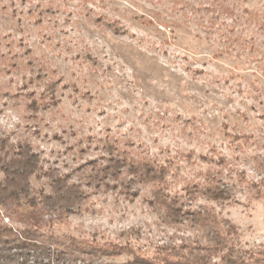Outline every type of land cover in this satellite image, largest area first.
Segmentation results:
<instances>
[{"label": "rangeland", "instance_id": "1", "mask_svg": "<svg viewBox=\"0 0 264 264\" xmlns=\"http://www.w3.org/2000/svg\"><path fill=\"white\" fill-rule=\"evenodd\" d=\"M7 41L14 52L29 47L68 88L36 120L0 57V136L30 142L64 172L97 156L76 157L78 140H130L172 163L173 193L222 170L235 195L217 210L238 226V246L264 247V0H0V56ZM144 195H95L89 211L45 229L151 256L167 231Z\"/></svg>", "mask_w": 264, "mask_h": 264}, {"label": "trees", "instance_id": "2", "mask_svg": "<svg viewBox=\"0 0 264 264\" xmlns=\"http://www.w3.org/2000/svg\"><path fill=\"white\" fill-rule=\"evenodd\" d=\"M95 20L115 34L124 33L117 21ZM6 43L2 71L16 80V94L26 99L31 117L41 121L39 113L59 108L68 85L29 47L14 52L12 42ZM133 146L111 136L78 140L71 147L76 157L84 159L93 150L97 156L76 161L64 172L45 166L30 142L0 136V264H264V247L238 246V226L217 210L235 195L222 170L208 169L202 179L188 181L182 193H173L178 172L172 163L142 156ZM143 192L167 231L151 256L129 244L82 240L45 229L56 216L89 211L95 195L109 193L132 203ZM43 215L48 218L41 222L38 216ZM122 256L130 259L110 261Z\"/></svg>", "mask_w": 264, "mask_h": 264}]
</instances>
